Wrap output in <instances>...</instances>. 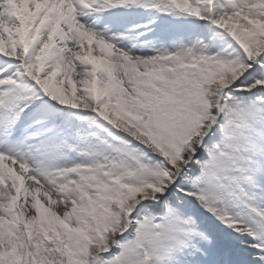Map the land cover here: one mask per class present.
Listing matches in <instances>:
<instances>
[{
    "label": "snow or ice",
    "instance_id": "6c2138e0",
    "mask_svg": "<svg viewBox=\"0 0 264 264\" xmlns=\"http://www.w3.org/2000/svg\"><path fill=\"white\" fill-rule=\"evenodd\" d=\"M0 264H264V0H0Z\"/></svg>",
    "mask_w": 264,
    "mask_h": 264
}]
</instances>
